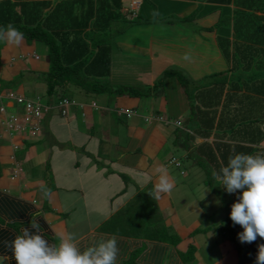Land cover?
Returning a JSON list of instances; mask_svg holds the SVG:
<instances>
[{
  "label": "crops",
  "instance_id": "obj_1",
  "mask_svg": "<svg viewBox=\"0 0 264 264\" xmlns=\"http://www.w3.org/2000/svg\"><path fill=\"white\" fill-rule=\"evenodd\" d=\"M52 1L55 2L56 0ZM178 1L187 3L189 9L208 6L209 8H205L206 13L188 20L191 22L195 19L196 23H200L204 27H206L205 23L199 20L213 14H220V10L211 14L209 12L210 8L219 7L230 10L237 8L232 1L226 5L212 3L210 0ZM134 2L137 5L133 9ZM142 4L143 0H130L128 8L122 6V14L127 18H131L132 15L130 14H133L132 12ZM162 6L164 10L167 7H164L163 4ZM187 8L186 11H188ZM238 8L242 7L238 6ZM163 12H165V17L159 21L167 25L168 33L160 38L154 37V34H149V39L146 38L149 43L143 48L139 47L134 54L141 57L150 54L151 60L153 53L163 51L160 47L158 49L153 47L158 43L159 46L165 47L164 49L167 52L170 51L172 56L174 54L183 55L191 51L189 50L190 41L186 39L187 36L182 29L174 27L173 24L184 21L182 19L184 14L179 13L177 16L178 21H173L171 20L173 15L167 11ZM153 22L154 20L147 19L144 24L152 26ZM214 23L216 24V22ZM131 26L133 27V25ZM154 26H152L153 30H155ZM208 28L206 29L212 30ZM206 29L202 32L205 39L209 36ZM138 30L141 31V28H138ZM126 31L115 36V38L117 37V47L114 50L112 47L110 48V72L107 79L113 86L121 85L112 77V70L119 62L115 59L125 56L122 53L118 57V52L122 50V46H126V50H122L125 54L128 50L127 39H125V44L119 42L118 39ZM216 32L217 27L214 30L215 35ZM168 35L170 36L166 41ZM191 36L192 34H188L189 38ZM173 40L179 42L175 44L180 46V49L175 44L172 45ZM140 41L141 38L137 40L138 44ZM38 51L39 46L36 44L26 50L22 43L9 45L6 40L2 43L0 48V86L1 88L4 86V89H0V103L6 104V112L16 110V107L4 98V92L9 89L13 90L5 85L13 81L18 71L23 70L25 72L35 66L34 60H40ZM22 55L24 56L21 57ZM13 62H17V64H12ZM26 74L30 73L27 72ZM141 75H139V79L143 80ZM139 79L136 78L137 81H140ZM202 79L203 77L200 76L195 80L202 81ZM129 84L125 83V85ZM131 84L140 86L138 83ZM164 90L165 93L163 94ZM180 90L179 88L177 90L173 83L167 85L163 82L161 89L151 92V96L146 97L147 99L150 98V103H147L146 99L133 100L127 95L110 97L107 94H102L91 99L83 97L81 94L80 97L77 95L73 105L67 107L64 117H59L54 110L44 114L41 122L42 133L38 139L33 141L29 140L23 132L22 134L16 132L15 136H9L5 131V125L2 123L5 115L0 112V191L10 194L8 189L13 187L17 191V198L31 203L33 210L36 212L33 221L38 222L41 235L53 239V245H59L62 238L71 234L74 237L73 242L83 250L100 238L115 236L119 249L116 264H125L134 255L132 264H185L194 262L196 256L201 257L204 254H201L197 249L198 247L195 246L194 260L181 261L180 253L188 245L184 248L181 245L184 232L180 231L182 225L178 217L179 213L172 208V205H169L167 210H163L166 201L180 198V190L177 193H172V191L178 189L180 182L173 178L171 170L178 169L168 161L172 149L167 146V144H170L169 140H172L175 136L177 126L171 124L166 127L165 120L159 119L158 114L170 119L172 117L169 114H172L171 116L175 119L183 122L186 120L184 118H187L189 114L186 105L177 113L172 112L175 108L172 105V99L177 92L179 91L181 94L182 100L185 98L183 91L180 92ZM175 100L179 104L180 97H176ZM92 102H94V106H92ZM97 110L104 112V114L99 113ZM125 110H132L134 113L132 116L126 117L121 114ZM108 113L116 116L115 124L120 120L121 122L125 119L130 120L129 126L126 127L127 133L122 137L123 143L118 138L115 139L114 136L101 134L103 129L101 121L106 118L111 119ZM181 134L182 129L179 137H182ZM14 145L19 146V150L16 152H14ZM79 152H81L80 155ZM129 154L134 157L132 161H129ZM50 155L53 158V164H50V166L53 165L56 170L58 167L65 170L60 176L55 171L54 184L51 183L52 186H50V183H48L49 186L45 188L46 184L42 176L38 174L40 171L39 164H41V173H43L45 171L43 168H47L44 162L48 161L44 160ZM176 158L179 157L176 156ZM48 163H51V161H48ZM35 165H39L38 172L31 171ZM18 167L21 172L17 179L12 180L10 175ZM158 169L163 171H158ZM178 174L185 176L186 172ZM161 176H167L173 185L167 193H160L157 190ZM43 190L47 193L46 196H44L45 192ZM151 203L153 204L152 209L149 208ZM159 211H161V214ZM201 211L202 209L197 211V220L204 216L203 213H199ZM157 212L161 220L154 219L153 215ZM151 213L152 215L149 216ZM158 224L159 226L163 224L161 231L168 234L171 240H173L172 238L178 239L175 244L171 241L158 239L159 232L154 231L159 228ZM22 228L24 227L20 228L18 234H21ZM195 229L200 228L194 226L189 230L187 233L188 238L210 232L209 228L205 229L208 230L205 233L190 234ZM208 240L210 239H204L202 242L205 241L204 244H206ZM222 247L225 255L229 254L230 251L234 252L228 240L223 242ZM208 251L207 248L204 250L206 254L209 253ZM4 254L8 253H0V255ZM8 264H15V261L9 260Z\"/></svg>",
  "mask_w": 264,
  "mask_h": 264
},
{
  "label": "trees",
  "instance_id": "obj_2",
  "mask_svg": "<svg viewBox=\"0 0 264 264\" xmlns=\"http://www.w3.org/2000/svg\"><path fill=\"white\" fill-rule=\"evenodd\" d=\"M145 1L149 2L143 0V4ZM230 1L237 8H223L226 15L219 20L222 24L217 26V29L222 27L219 31L221 34L216 32L218 47L228 67L214 71L202 81H194L180 71L166 69L152 88L140 92L127 85L113 86L107 79L110 72V37L124 32L131 25L147 21L138 14L131 18L122 14L121 0H0V28L8 24L18 28L24 34L21 43L26 50L37 42L46 48L43 64L40 60H34V67L25 72L18 71L13 81L5 86L15 90L25 76L31 73L41 76L47 96V100L42 102L47 108L45 113L54 110L59 117H64L67 107L73 105L77 95L91 98L102 94L110 97H147L161 89L163 77L175 76L189 100L190 112L183 122L182 137H176L173 143L179 145L185 154L180 156L181 159L176 158L172 150L168 161L183 174V159H190L198 170L205 172V186H210L211 173L214 170L219 172L231 155H264V0H210L224 5ZM154 2L151 5L153 13L157 10L156 5L167 6L165 10L162 9L160 19L165 17L163 11H167L173 15L172 18L183 13L182 19L191 20L196 15H203L205 8H209L199 6L186 11L188 4L178 0ZM143 4L139 11H142ZM212 8L220 10L219 7ZM3 42L0 39V48ZM18 106H14L15 112L21 113ZM40 129L43 130L42 124ZM210 136L214 138L212 141L208 140ZM198 138L203 139L202 142L198 143ZM213 178L218 180V185L221 184L218 178ZM213 191L218 192L217 189ZM230 197L231 202L228 200L225 203V220H229L227 240L233 247L235 264H255L264 238L257 237L251 243L239 241L237 233L242 228L234 224L229 216L230 206L237 199V194ZM35 214L31 203L0 191V253H8L7 243L21 227L30 225ZM206 231L195 229L190 234ZM43 237L53 245L51 237ZM158 239L174 244L178 240H171L164 231H161ZM195 251L196 247L189 244L180 253L181 261H192ZM134 257L131 256L125 264H132Z\"/></svg>",
  "mask_w": 264,
  "mask_h": 264
},
{
  "label": "rangeland",
  "instance_id": "obj_3",
  "mask_svg": "<svg viewBox=\"0 0 264 264\" xmlns=\"http://www.w3.org/2000/svg\"><path fill=\"white\" fill-rule=\"evenodd\" d=\"M142 1V0H141ZM149 2H144L143 6L141 7L142 11H139L136 9L133 11V14L130 15H136L138 14L139 17L142 19H150L154 20L152 23V26H154L155 30L152 29V26L145 25L144 23L140 24H134L133 27H127V31L119 36V42H122L125 44V39H127V44H128V50L126 54L124 51L126 50V46H122V50L124 51H119L118 52V57L125 55L123 58H118L115 59V61L119 60V62L116 64L115 68L112 70V77L118 82L121 83V85H125V83H138V86H133V84H129L127 86H131L139 90L140 92H145L147 88H152V86L155 84V82L163 76V72L166 69H171V70H176L182 72L184 75H186L188 78L191 80L198 79L200 76L203 79L210 74H212L214 71H220L226 68L222 67H227V64L225 62V58L221 52V50L218 47L217 44V39L216 35L214 34V30L216 29L217 26H220L222 23L220 22L224 17H225V10L223 8H220L221 12L218 15H215V11L213 8H211L213 11H211V14L208 17H205L199 21H202L205 23V26H202L200 23H196L195 19L194 21L189 22L188 19L186 18L184 21L180 23H173L174 27H178L182 29L184 34L187 36L186 39L190 41V46L189 50L190 52H186L183 55H178L174 54L173 56L171 55L172 53L169 51L167 52L163 47L158 45H154L153 47L155 49H158L160 47L163 51H159L157 53H153V58L150 60V54H145L144 57H141L137 54H134L136 50H138L139 47H144L147 45L149 42L146 38L149 39L148 35L149 34H154V37L160 38L164 37V34L168 33V29L166 28L167 25L165 23L159 21L161 18V11L162 7H159L156 5V12L152 9L151 5L154 4L155 2L152 0H148ZM130 0H122V4L124 8L129 7ZM137 4H133L132 8L134 9ZM190 10L189 8H187ZM204 9H199V11H203ZM153 11V12H152ZM205 11V10H204ZM197 16V15H196ZM196 16L194 18H196ZM218 17V18H217ZM220 17V18H219ZM192 18V17H191ZM217 18V19H216ZM179 19V18H178ZM176 16L172 18L173 21H178ZM220 20V21H219ZM216 22V24L214 23ZM140 25V26H139ZM151 25V24H150ZM142 26V27H141ZM209 27L212 30L209 31L206 28ZM138 28H141V31L138 30ZM206 29V32L209 36L205 39L202 35V32ZM208 28V29H209ZM222 27H218L217 33H219L220 29ZM151 30V32H149ZM139 31V32H138ZM224 32V31H222ZM227 32V31H226ZM146 34V35H144ZM188 34H192V36L189 38ZM118 35V34H117ZM131 35V38H130ZM139 35V36H138ZM116 35H114L112 38L110 37L109 41V46L110 48L112 47L113 50L117 47L116 43ZM170 35H168L166 38V41L168 40ZM206 37V36H205ZM141 38V41L137 42L138 39ZM231 38V36H230ZM3 40V39H2ZM179 43L175 42L173 40V44ZM37 46H39V51H38V57L40 58V63L43 64L45 62V57H46V48L45 46L37 42L35 43ZM130 44V46H129ZM176 45V44H175ZM178 46V45H176ZM180 49V46H178ZM164 53V54H163ZM112 59H113V53H112ZM114 61V62H115ZM17 64V62H13L12 64ZM114 66V65H113ZM15 68L13 69V74H14ZM143 78V80L139 79V75ZM39 77V78H38ZM136 78H138L140 81H137ZM25 80H22V82L19 84L17 88H15L16 92L22 93L26 98L30 100H37L39 98L40 102H45L47 100V96L45 94V86L43 83V79L41 76L36 75L35 73H31L30 75L25 76ZM129 81V82H128ZM198 81V80H197ZM163 82L167 85L174 84L180 92H182V87L180 83H178L177 79L175 76H169V78L163 77ZM146 85V87H145ZM145 87V88H144ZM14 90V91H15ZM165 93V90L163 91V94ZM184 93V92H183ZM182 93V94H183ZM145 93H143L144 95ZM168 94V93H167ZM147 97L151 96V94L146 95ZM185 98L182 100L181 94L179 91L177 92L176 96L172 99V105L175 106L174 110L172 111L173 113H177V111L182 110V108L188 107V111L190 112V105H189V100L187 96L184 94ZM75 97V96H74ZM155 97V96H154ZM176 97H180V102L179 104L176 103ZM133 100H140L141 99H146V102L150 103V98H146L145 96H141L139 98H134L132 97ZM88 99H91V97H88ZM90 102L89 100H87ZM127 101V100H126ZM171 105V106H172ZM188 105V106H187ZM167 106V105H166ZM21 113H19V116L21 117L20 114H22L23 107L18 106L17 107ZM160 109V108H158ZM168 110V109H167ZM11 111V110H10ZM14 111V110H13ZM11 111V112H13ZM99 113L104 114V112H100V110H97ZM103 111V110H102ZM96 113V112H95ZM111 117L103 119L101 121V125L103 126V129L101 131V134L103 135H111L114 136L115 139H119L123 143V138L126 133H127V126H129L130 120L125 119V121H118L116 122V116L111 115V113H108ZM172 119L162 116L161 114H158V116L162 117L161 119H164L167 121L166 125L170 126L173 124L175 119L172 114H169ZM116 118V119H115ZM186 119V118H184ZM163 121V120H162ZM181 132V126L176 127L175 131V136H173L172 140H169L170 144H167L168 147H170L174 152L176 156H178L180 159V155L184 156V153L180 150L179 146L174 145V141L176 140V135L177 137L180 136ZM15 136V134H13ZM214 138L210 136L208 138L209 141H212ZM203 139L198 138L197 141L198 143L202 142ZM118 141V140H116ZM179 142V141H178ZM176 152V153H175ZM81 152H79V155ZM183 158V157H182ZM134 157L129 154V161H132ZM51 161V163H48V161ZM44 161V165L47 167L46 169L43 168L45 171L41 173V164L35 165L34 168H32V172H38L39 176H42L46 186L48 187L50 183V186L54 184L55 182V171L58 172V176L62 174V172L65 170L64 168L58 167L56 170L53 165L50 166V164H53V158L52 155L50 157L46 158ZM184 166H185V172L186 175L182 176L179 175L178 170H171L173 173V178L177 181L180 182L178 189L172 191V193H177L178 190H180V198H174L173 200H169V202H165L164 209L167 210L169 205H172L174 209H176L179 213L178 217L181 222V227L180 231L184 232L182 234L181 238V245H183V248L189 244H193L194 246L198 247L199 252L201 254H204L201 257H195L194 262H188L185 264H235L236 259H235V253L229 252V254L224 253L222 251L223 247L222 244L227 240L228 237V229L230 228L229 222L226 218L227 216V209L225 208V203H227L229 199V195L223 187H221V184L218 185V181H216L213 178V175L211 173L210 176V186L206 185L205 186V172L198 170L197 165L192 163L190 159L184 160ZM38 166L40 169L38 170ZM18 177V176H17ZM50 179V181H49ZM52 183V184H51ZM213 189H217V193L213 191ZM9 193L10 195L17 197V191L13 187H9ZM36 193V192H35ZM233 195V194H231ZM197 206V207H196ZM153 204L151 203L149 205V208L152 209ZM146 208V207H145ZM202 209L201 212L203 213L202 218L200 217L197 220L198 217V212ZM161 211H159L160 213ZM190 212V213H189ZM197 212V214H196ZM161 214V213H160ZM152 215L149 214V216ZM154 219L161 220V218L158 216V212L154 213ZM163 225V224H162ZM161 226H159L156 230H154L156 233L161 232ZM198 227L200 229H209L210 232L206 234H197L191 238L187 237V233L189 230H191L193 227ZM210 239L205 243L202 242L204 239ZM201 243V245H200ZM201 246V247H200ZM209 250V253H205L204 250ZM198 252V253H199ZM204 257V258H203ZM207 257V258H206Z\"/></svg>",
  "mask_w": 264,
  "mask_h": 264
},
{
  "label": "clouds",
  "instance_id": "obj_4",
  "mask_svg": "<svg viewBox=\"0 0 264 264\" xmlns=\"http://www.w3.org/2000/svg\"><path fill=\"white\" fill-rule=\"evenodd\" d=\"M134 4L136 3L134 2ZM0 39L6 40L9 45H19L24 39V34L13 24H8L0 28ZM8 91L14 92L11 89L7 90L3 94L4 98ZM16 94L22 95L20 93ZM7 100L13 104L12 106L16 105L15 102ZM40 103L42 104V102ZM1 105L4 108L6 107L5 103H0ZM94 105V102H92V106ZM6 109L5 114L3 113L5 117L8 114L16 113L20 119H23L24 112L20 114V117L15 110L6 112ZM133 113L132 110L121 112L126 117L132 116ZM44 114L45 111H42L39 131L36 135L28 134L27 131L23 132L29 140L38 139L42 133L40 124ZM166 123L165 120L164 124ZM173 124L180 125L183 130V121L175 120ZM7 134L13 136L12 133L7 132ZM262 144L264 145V143ZM18 148L17 145L15 151L19 150ZM170 164L172 163L170 162ZM18 169L20 168L18 167L16 170ZM14 171L10 175L12 180L18 178L21 169L17 174H14ZM158 171L162 172L163 170L158 169ZM212 175L219 179L221 187L230 194L229 196L237 194V199L230 206L229 216L234 224H238L242 228V231L237 233L239 241L251 243L256 241L257 237L264 238V155L235 153L228 158L227 164L222 166L219 172L214 170ZM172 187L173 185L167 176H161L157 185L158 192L167 193ZM39 227L38 222L32 221L29 226L22 228L21 234L14 236L7 243L8 254L0 255V264H8L9 260H14L15 264H116L117 262L119 249L115 236L100 238L94 244L81 250L73 242L74 237L71 234L62 238L59 245L49 244L40 234ZM255 264H264V245H261L257 251Z\"/></svg>",
  "mask_w": 264,
  "mask_h": 264
},
{
  "label": "built area",
  "instance_id": "obj_5",
  "mask_svg": "<svg viewBox=\"0 0 264 264\" xmlns=\"http://www.w3.org/2000/svg\"><path fill=\"white\" fill-rule=\"evenodd\" d=\"M5 98L15 102L23 107V119H20L16 113L6 115L3 124L5 130L8 133L16 134V132L22 133L27 131L28 134L36 135L39 131V122L42 116V111H46L39 100L32 101L24 98L22 95H18L13 91H8L5 94ZM0 112L4 113L5 108L0 106ZM5 114V113H4ZM15 149L17 145L13 146ZM20 169L15 170L14 174L19 173Z\"/></svg>",
  "mask_w": 264,
  "mask_h": 264
}]
</instances>
